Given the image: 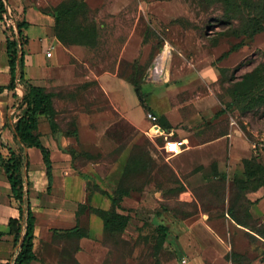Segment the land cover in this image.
<instances>
[{
	"label": "rangeland",
	"instance_id": "obj_1",
	"mask_svg": "<svg viewBox=\"0 0 264 264\" xmlns=\"http://www.w3.org/2000/svg\"><path fill=\"white\" fill-rule=\"evenodd\" d=\"M3 1L7 17L1 27L6 45L8 36H20L18 22H26L19 38L25 53L35 46L27 32L29 25H35V33L40 30L35 28H45L35 39L38 48L47 52L63 48L74 79L53 82L56 72L48 67L51 83L46 85L57 93L58 113L53 119L58 132L69 138L63 148L87 184L99 185L91 194L105 195L102 190H106L111 197L126 191L119 210L131 214L124 231L111 232L104 229L100 217L95 222L94 213L84 210L77 224L87 235L69 233L77 226L53 227L48 236L37 239L41 263L264 264V212L260 208L264 195L252 188V182L250 189H241L235 178H246V172L235 175L242 166L229 159L220 165V154L207 144L234 125L249 142L251 155L264 164V108L255 113L228 105L232 102L228 79L264 62V27L252 37L243 33L250 16H258L264 26V0H84L86 14L80 11L72 22L81 29L95 27L93 43L79 34L70 42L57 36L54 11L72 0ZM34 15L45 20L36 22ZM1 62L0 85L10 81V71L5 69L9 56ZM105 71L117 73L122 80L140 81L150 107L137 105L135 88L131 86L134 95H129L130 87L121 81L119 93L126 97L125 108L132 115L117 108L96 78ZM159 87L169 104L163 105V111L151 108V96ZM23 88L20 83L16 92L22 95ZM4 95L0 96L5 101L0 105V123H7L0 132L4 145L0 151L7 156L8 146L19 148L15 122L9 121L12 110L18 114L19 100L11 90ZM214 103L226 111L209 112ZM150 112L157 119L149 117ZM41 118V133H52L50 119ZM75 124L78 138L71 133ZM171 139L180 141V150L174 154L166 150ZM39 154L33 146L32 162H38ZM29 165L28 159L26 178ZM1 171L5 173L0 160ZM25 182L29 193L31 181ZM91 200L88 203L95 204ZM139 206L150 213L154 210L149 221L137 217ZM236 216L245 223H239ZM160 224L169 228L162 246L157 245Z\"/></svg>",
	"mask_w": 264,
	"mask_h": 264
},
{
	"label": "trees",
	"instance_id": "obj_2",
	"mask_svg": "<svg viewBox=\"0 0 264 264\" xmlns=\"http://www.w3.org/2000/svg\"><path fill=\"white\" fill-rule=\"evenodd\" d=\"M225 1L231 2V0ZM85 6L86 2L84 0H72L68 4L59 5L55 9L56 32L60 40L70 42L75 39L76 34H79L85 37L87 42H94L95 27H82L81 29V27L79 28L77 24L72 22L78 13L82 12L86 14ZM4 17H7V8L4 1L0 0V19L2 20ZM24 26H27L26 22H18L20 36H8L6 38L11 78L8 84L0 86V91L5 89L11 90L13 91V95L19 100L17 104L18 119L15 122L14 129V138L18 141L19 148L16 149V147L8 146L9 153L7 156H4L0 151V160L11 185L13 199L17 202L19 208V215L10 217L8 222V233L13 235L15 244L12 264H31L34 259L39 260L36 251L38 239L35 234L36 216L32 209L28 190L25 188V180L27 178L25 177L24 168L26 160L29 159V155L27 154V157L25 155V150L27 147L32 146L38 147L41 150L49 179L48 189H51L53 182V163L50 148L41 139V116L45 115L50 119L54 133L61 131L57 127V122L53 119L58 113L55 104V96L57 93L47 86L34 84L26 78L24 69L26 63L25 52L19 40L23 35ZM11 27L13 28L12 25ZM263 27L259 17L253 15L250 16L243 33H247L252 37L258 31H261ZM91 33H93L92 36H90ZM234 47L235 45L231 49ZM229 51L224 52L221 57L227 55ZM130 80L139 89V93L142 96L140 81L137 79ZM228 82L231 83L232 95V102L228 103L229 106H232V103L240 107L244 112L254 111L255 113H261L260 111L264 108V62L258 63L252 70L243 73L241 76L232 75L228 79ZM20 83L24 87L22 95L16 92ZM142 101L144 102V98ZM224 111L226 109L222 108L220 112L222 113ZM71 133L78 138L79 131L76 124ZM1 147H4V145L0 143ZM244 164L246 178L240 179L236 177L235 182L237 185L241 189L246 190L250 189V182L254 183L253 189L264 186V164L257 160L255 156L244 159ZM88 185L92 190H99L97 183L93 184L89 182ZM102 191L106 194L108 193L106 190ZM125 193L126 191L120 190V193L117 192L118 195L112 194L110 197L112 206L109 208L80 203L78 214L84 212V210L89 211V213L93 212L103 219L104 229L106 231L122 232L131 219L130 213L119 210ZM236 218L239 223H245L238 216ZM142 219L147 222L151 218L143 216ZM159 228L162 231L160 232L161 236L158 237L157 245L162 246L169 228L163 224H160ZM68 231L69 233L70 231L76 233L79 236L87 235V231L78 228V224L76 229H69Z\"/></svg>",
	"mask_w": 264,
	"mask_h": 264
},
{
	"label": "crops",
	"instance_id": "obj_3",
	"mask_svg": "<svg viewBox=\"0 0 264 264\" xmlns=\"http://www.w3.org/2000/svg\"><path fill=\"white\" fill-rule=\"evenodd\" d=\"M87 1V0H85ZM36 22H42L45 18L40 16H33ZM1 19H0V67L2 64V59L5 58L7 54V45L5 44V33L1 27ZM35 25H29L27 32L31 38V42L34 41L35 44L33 49H27L25 53V75L26 78L37 85L46 86L51 83L49 76H47V68L51 67L54 69L56 73H54L53 82H66L74 79L73 69L69 66V62L65 61V52L62 47H55L52 54L50 56L47 55V51H44V48H38L37 42L35 39L39 36L38 33L44 32L45 28L37 27L35 29H40L37 33L34 32ZM59 38V37H58ZM48 50V49H47ZM78 57V55L76 54ZM49 64V65H48ZM6 71H10L9 62L5 66ZM11 78V73L9 74ZM8 75V76H9ZM7 78L6 81L9 79ZM99 83L105 88L107 93L110 95L112 103L117 106V108H121L124 112L132 115L128 112L127 108H125L124 101L126 99L125 95L123 98V93H119L123 88V84L130 87L128 89V94H133L132 87L136 90L137 96L139 98V103L147 105L145 102L144 95L139 93V89L133 84L130 78L127 80H122L117 73H113L110 71H105L104 73L97 75L96 77ZM123 84H122V82ZM5 83V82H4ZM9 83V82H8ZM7 83V84H8ZM6 85V84H2ZM0 85V86H2ZM159 92L152 94L151 99L154 101L153 109H158V111H163L164 107L169 105L166 102V98H163L162 88H157ZM8 89L0 91V96L5 98V92ZM142 91V87H141ZM126 95V96H129ZM134 95V94H133ZM1 98L0 105H4L5 101ZM128 98V97H127ZM144 98V102L142 99ZM135 101V103H136ZM165 106L163 107V105ZM141 105V104H140ZM219 103H214L209 108V112H215L216 115L220 114L222 109H219ZM134 104L132 108H134ZM150 107V104L147 105ZM206 113V112H205ZM208 113V112H207ZM214 113V114H215ZM163 115L162 113H160ZM206 116V114H204ZM42 117V116H41ZM133 117V116H131ZM140 117V116H139ZM18 119V115L14 114L12 110V114H10L9 121L10 123L16 122ZM42 119V118H41ZM201 119H203L201 117ZM138 120V119H137ZM136 121V120H135ZM133 121V122H135ZM140 121V120H139ZM211 122V118L209 120ZM6 121H2L0 123V132L5 130ZM138 123V122H137ZM172 127V124H169ZM8 135V133L4 132V135ZM9 140V137H7ZM41 139L43 143L50 148L52 163H53V182L51 189H48L49 179L46 172V165L41 157L42 152L39 149V160L38 162H32L30 158V151L33 148L27 147V152L29 155V176L27 179L31 181V188L29 192V197L32 204V209L36 216L35 223V234L37 238L48 236L53 227H76L78 223V210L80 203H88L91 199L95 205L102 208H109L110 206V196L105 193H101L100 191H96L91 194V189L87 184V179L83 174L76 172L70 154L64 150L63 145H66L69 142V138L63 136L59 132L57 133H42ZM206 144V143H205ZM208 145L212 146L214 153L220 154L218 155V159L220 160V165H224V163L229 159L235 166L241 167V169L237 170L239 174H245V164L244 159L251 158L252 155L249 152L250 144L246 142L238 133L237 128L234 127L230 129V131L224 135L219 137H215L209 142ZM244 154V155H243ZM230 156V157H229ZM260 195H264V186L258 188ZM184 194V193H183ZM105 204L103 205V203ZM90 204V203H88ZM261 204L263 207H260L264 212V198L261 200ZM137 217L142 219L144 217L151 218L154 210L150 213L144 210L143 206H139L137 210ZM19 215V208L17 202L13 199L12 190L10 182L7 178V175L4 172H0V264H12L13 262V254L15 252V244L13 240V235L8 233V222L10 217ZM93 216H95L93 218ZM91 216L95 222L96 217H100L99 215ZM101 218V217H100ZM102 219V218H101ZM131 220V219H130ZM143 220V219H142ZM103 221V219H102ZM130 222V221H129ZM146 222V221H145ZM104 225V223H103ZM101 223L98 226L103 227ZM95 229V228H94ZM95 231V230H94ZM31 264H42L40 260L34 259Z\"/></svg>",
	"mask_w": 264,
	"mask_h": 264
},
{
	"label": "built area",
	"instance_id": "obj_4",
	"mask_svg": "<svg viewBox=\"0 0 264 264\" xmlns=\"http://www.w3.org/2000/svg\"><path fill=\"white\" fill-rule=\"evenodd\" d=\"M51 54H52V51L49 50L47 52V55L50 56ZM148 115H149V117H151L154 120L157 119V116L152 112H150ZM179 142L180 141L175 140V139L168 140L167 145H166L167 152L169 154L177 153L180 150Z\"/></svg>",
	"mask_w": 264,
	"mask_h": 264
}]
</instances>
